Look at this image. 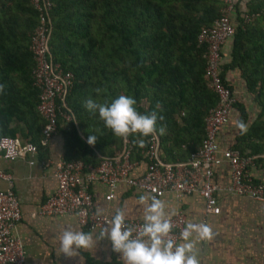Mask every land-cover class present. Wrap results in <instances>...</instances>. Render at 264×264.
I'll return each instance as SVG.
<instances>
[{
	"label": "trees",
	"instance_id": "trees-1",
	"mask_svg": "<svg viewBox=\"0 0 264 264\" xmlns=\"http://www.w3.org/2000/svg\"><path fill=\"white\" fill-rule=\"evenodd\" d=\"M234 5L231 60L222 64L221 76L224 80L227 68H237L260 108L241 135L249 142L236 149L249 157L264 152V0H235ZM220 7L219 0H52L48 51L53 63L73 75L71 88L57 102L60 111L73 116L70 123L58 124L62 158L95 166L120 151L121 139L84 107L90 97L103 102L120 95L134 97L141 114L162 104L167 131L159 134L158 121L155 133L160 162L182 161L196 150L205 135L204 118L216 104L204 77L206 44H198L197 36L219 16ZM241 13L249 19L243 21ZM38 24L29 0H0V137L30 142L45 159L46 147L39 145L44 121L31 74L30 35ZM234 108L239 124L243 108L237 102ZM92 134L98 137L95 145L87 143ZM129 138L130 160L147 163L148 137L143 148L134 143L136 137Z\"/></svg>",
	"mask_w": 264,
	"mask_h": 264
},
{
	"label": "built area",
	"instance_id": "built-area-1",
	"mask_svg": "<svg viewBox=\"0 0 264 264\" xmlns=\"http://www.w3.org/2000/svg\"><path fill=\"white\" fill-rule=\"evenodd\" d=\"M221 2L219 16L210 26L200 29L198 44H206L207 61L204 77L216 95V104L209 109L204 118L205 135L200 146L189 153L187 158L173 163H162L158 159V141L155 134L148 137V148L145 151L147 163L141 175L133 176V168L138 163L131 161L132 143L121 139V149L114 156L102 158L95 166L80 160L66 161L62 158L54 162L56 189L53 195L41 204L37 214L40 216L72 215L80 228L100 229L110 220L107 216L97 217L89 193L93 182L105 185L109 192L105 201L114 198L113 191L118 183L141 192H148L161 197L172 192L181 195L198 194L203 201L204 215H217L220 208L215 194L225 192L237 196L248 197L256 202L264 203V183L254 181L248 173L252 158L240 154L238 150H219L217 134L225 125L234 107L236 99L231 88L221 76L223 64L221 50L224 43L235 31L234 0ZM37 12L39 24L30 35V51L33 55L32 81L39 91L37 111L44 121L39 145L46 147L51 137L57 132L58 124H68L73 116L60 111L57 102H62L71 88L73 75L63 71L58 63H53L48 51L50 35L49 12L52 0H29ZM243 21L249 17L241 13ZM0 157L6 161L27 160L29 165L39 163L48 167L51 160L39 159L37 146L30 142H22L17 138L0 137ZM226 162L230 168V182L221 186L213 180V168ZM0 180L6 181L8 188H0V264H27L25 251L15 228L21 219L19 203L12 190L11 176L0 170ZM173 224L171 238L180 241L179 235L186 226L185 216L177 212L170 217ZM126 222L139 228L143 222L129 219ZM108 264H116L110 262Z\"/></svg>",
	"mask_w": 264,
	"mask_h": 264
},
{
	"label": "crops",
	"instance_id": "crops-1",
	"mask_svg": "<svg viewBox=\"0 0 264 264\" xmlns=\"http://www.w3.org/2000/svg\"><path fill=\"white\" fill-rule=\"evenodd\" d=\"M221 51L223 64L226 65L231 60L232 41H226ZM224 80L231 88L236 102L243 108V122L247 131L257 119L260 108L253 95L247 91L245 81L237 68H227ZM240 118V112L233 107L228 122L217 134L219 150H236L249 142L241 138L246 131L242 132L238 127ZM62 146L63 137L57 131L46 146L47 158L51 160V164L46 168L39 163L29 165L27 160L23 159L9 162L0 157V170L11 176L12 190L18 199L21 219L16 225L15 234L23 245L27 264H123L120 254L112 251L111 241L106 238L98 240L93 249L81 252L76 257L67 258L64 254H57V237L64 228L71 226L75 230L89 231L80 228L72 215L37 214L41 204L55 192L54 162L62 156ZM249 157L253 159L248 168L249 175L254 181L264 183V152ZM145 165L143 161L138 162L131 174L141 175ZM213 180L221 186L230 182V168L226 162L222 161L214 166ZM0 188L7 189V182L0 180ZM108 192L109 189L100 182H93L89 186L94 210L98 206L103 207L104 216L111 219L116 209L125 207L126 220L143 222V205L139 204L138 200L144 192L118 183L113 191L114 198L105 201L104 196ZM215 197L220 208L217 215L203 214V201L198 194L177 197L172 192H166L158 199L165 201L169 218L177 212H182L186 224L203 222L213 229L214 236L210 241H196L195 253L200 264H264V203L225 192H218ZM96 231L98 235L99 230Z\"/></svg>",
	"mask_w": 264,
	"mask_h": 264
},
{
	"label": "clouds",
	"instance_id": "clouds-1",
	"mask_svg": "<svg viewBox=\"0 0 264 264\" xmlns=\"http://www.w3.org/2000/svg\"><path fill=\"white\" fill-rule=\"evenodd\" d=\"M3 90L4 85H0V92ZM94 91L101 93L99 88ZM136 105V99L127 95L103 102L90 97L84 102L86 110L93 116L98 114L104 127L117 139L127 142L130 136H134V143L143 148L146 146L145 138L157 132L158 121L159 134H166L167 122L160 102L156 103L150 114H141ZM238 127L242 132L246 131L243 122ZM97 138L94 134L89 135L87 143L95 145ZM138 202L143 205V223L138 229L126 222L125 207H120L99 229L98 235L96 227L88 232L75 230L71 226L64 228L57 237V254H64L67 258L76 257L81 252L93 249L98 240L106 238L111 241L112 251L120 254L123 264H200L195 253L196 241H210L214 236L213 229L203 222H188L181 229L180 242H177L171 238L173 224L165 201L145 192L139 196ZM94 215L104 216L105 209L98 206Z\"/></svg>",
	"mask_w": 264,
	"mask_h": 264
}]
</instances>
